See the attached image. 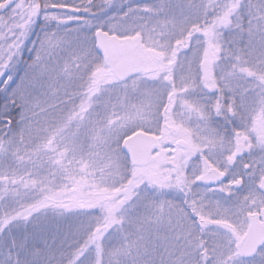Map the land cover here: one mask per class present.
<instances>
[{"label":"snow or ice","instance_id":"6c2138e0","mask_svg":"<svg viewBox=\"0 0 264 264\" xmlns=\"http://www.w3.org/2000/svg\"><path fill=\"white\" fill-rule=\"evenodd\" d=\"M0 264H264V0H0Z\"/></svg>","mask_w":264,"mask_h":264}]
</instances>
